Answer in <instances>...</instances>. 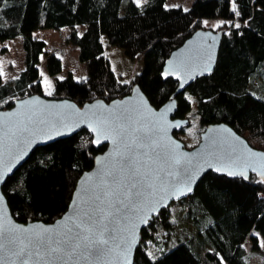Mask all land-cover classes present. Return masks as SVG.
Instances as JSON below:
<instances>
[{
  "label": "trees",
  "instance_id": "1",
  "mask_svg": "<svg viewBox=\"0 0 264 264\" xmlns=\"http://www.w3.org/2000/svg\"><path fill=\"white\" fill-rule=\"evenodd\" d=\"M166 2L3 0L0 40L23 37L25 66L5 83L0 69V109L12 107L17 99L44 95L40 62L47 42L33 32L64 27L70 28L67 41L79 48L88 77L78 81L70 73L57 79L48 97L68 98L81 106L97 99L111 102L138 84L160 108L178 87L175 78L163 77L165 62L195 31L206 28L205 19H216L222 21L216 31L224 33L217 66L177 96L176 118L189 119L185 130L197 123L199 134L210 124L227 123L264 151V0H195L189 9L166 7ZM103 36L130 60L143 62L132 82L118 79ZM46 66L51 76L63 71L56 54H47ZM180 134L175 133L181 140ZM105 149L95 148L87 130L37 148L3 186L17 221L52 223L60 218L77 180ZM175 207L191 220L193 233L178 229ZM259 236L264 239V181L255 174L245 181L209 172L192 196L173 202L143 229L134 264H253L251 254H259L258 264H264ZM246 242L252 245L250 252Z\"/></svg>",
  "mask_w": 264,
  "mask_h": 264
},
{
  "label": "water",
  "instance_id": "2",
  "mask_svg": "<svg viewBox=\"0 0 264 264\" xmlns=\"http://www.w3.org/2000/svg\"><path fill=\"white\" fill-rule=\"evenodd\" d=\"M223 38L222 30L201 28L171 53L162 75L175 78L178 87L160 108L135 84L130 94L111 102L97 99L81 106L68 98L33 94L0 109V225L20 237L45 231L57 235L78 223L85 212L92 213L93 206L112 214V235L105 234L109 245L103 257L74 256L30 264H134L143 229L173 202L192 196L209 172L245 181L255 174L264 181V151L251 146L229 124L207 126L192 149L175 135L190 125L189 119L176 118L177 96L214 72ZM82 130L92 135L95 148L106 145V149L95 157L93 168L77 180L67 211L52 223L17 221L3 192L6 180L37 148ZM130 149L138 159L144 184L140 196L131 198V210H126L130 200L120 203V185L108 179V174L117 167L119 153ZM14 262L19 264L6 249L0 250V264Z\"/></svg>",
  "mask_w": 264,
  "mask_h": 264
},
{
  "label": "rangeland",
  "instance_id": "3",
  "mask_svg": "<svg viewBox=\"0 0 264 264\" xmlns=\"http://www.w3.org/2000/svg\"><path fill=\"white\" fill-rule=\"evenodd\" d=\"M195 0H167L166 7L182 6L184 9H189ZM222 24L221 20L205 19L204 27L217 30ZM85 26H79L78 30L82 33ZM70 34V28L64 27L61 29H37L33 32V36L43 39L47 42L46 52L41 56L40 72L41 81L43 85L44 95H50L54 90L57 79H63L70 73L73 74L78 81L85 80L88 77V67L79 59V48L67 41ZM106 53L112 63V68L121 82L130 83L134 80L135 76L143 69L142 61H132L124 53V50L111 45L106 36H103ZM56 54L63 61V71L57 76L49 75L46 66L47 54ZM24 49L23 37L17 36L14 39L0 40V69L2 74V83L17 77L24 69ZM261 85L264 93V76L260 78ZM254 91V90H253ZM50 93V94H49ZM185 131H182L180 137L182 141L188 145V149L196 147L201 141V133H198V124H194ZM174 218L178 221V229H183L187 233H193L194 227L191 220L186 217L183 210L175 207ZM260 245L264 250V239L259 236ZM248 252L251 251V243L245 244ZM251 262L258 264L262 257L259 254H251Z\"/></svg>",
  "mask_w": 264,
  "mask_h": 264
},
{
  "label": "snow or ice",
  "instance_id": "4",
  "mask_svg": "<svg viewBox=\"0 0 264 264\" xmlns=\"http://www.w3.org/2000/svg\"><path fill=\"white\" fill-rule=\"evenodd\" d=\"M2 2L3 0H0V3ZM137 163L138 159L133 150L119 153L117 167L108 174V179L120 185V203L122 204L124 199L130 200L129 204L125 205L126 210H131V198L140 196L144 184ZM188 191H191V188ZM111 215L110 212L106 213L104 208L97 209L93 206L92 213L85 212L78 223H73L57 235L47 234L45 231L20 237L0 225V250L6 249L19 264H30L33 260H70L74 256L84 259L91 256L98 259L108 250L109 239L105 238V234L109 238L112 235L109 230Z\"/></svg>",
  "mask_w": 264,
  "mask_h": 264
}]
</instances>
